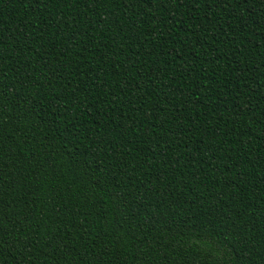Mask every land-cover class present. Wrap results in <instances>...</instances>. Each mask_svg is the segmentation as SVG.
I'll use <instances>...</instances> for the list:
<instances>
[{"label": "trees", "instance_id": "trees-1", "mask_svg": "<svg viewBox=\"0 0 264 264\" xmlns=\"http://www.w3.org/2000/svg\"><path fill=\"white\" fill-rule=\"evenodd\" d=\"M0 264H264V0H0Z\"/></svg>", "mask_w": 264, "mask_h": 264}]
</instances>
